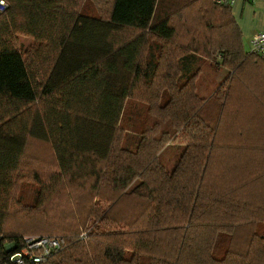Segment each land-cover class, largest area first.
<instances>
[{
    "label": "trees",
    "instance_id": "16d2710c",
    "mask_svg": "<svg viewBox=\"0 0 264 264\" xmlns=\"http://www.w3.org/2000/svg\"><path fill=\"white\" fill-rule=\"evenodd\" d=\"M3 1L0 264L25 233L63 243L24 264H264V59L230 5Z\"/></svg>",
    "mask_w": 264,
    "mask_h": 264
},
{
    "label": "built area",
    "instance_id": "2783aa9c",
    "mask_svg": "<svg viewBox=\"0 0 264 264\" xmlns=\"http://www.w3.org/2000/svg\"><path fill=\"white\" fill-rule=\"evenodd\" d=\"M216 4L230 5L233 0H212ZM254 1V0H245ZM4 1L0 3V12L4 9ZM249 53L264 59V29L252 34L248 41ZM63 243L61 237L27 236L23 237V245L17 251L9 255L8 260L12 264H24L23 257L31 263L39 262L43 257L58 249Z\"/></svg>",
    "mask_w": 264,
    "mask_h": 264
},
{
    "label": "crops",
    "instance_id": "0c3cea01",
    "mask_svg": "<svg viewBox=\"0 0 264 264\" xmlns=\"http://www.w3.org/2000/svg\"><path fill=\"white\" fill-rule=\"evenodd\" d=\"M230 12L240 30L244 49L248 50L250 36L264 29V0H233Z\"/></svg>",
    "mask_w": 264,
    "mask_h": 264
},
{
    "label": "rangeland",
    "instance_id": "374dc122",
    "mask_svg": "<svg viewBox=\"0 0 264 264\" xmlns=\"http://www.w3.org/2000/svg\"><path fill=\"white\" fill-rule=\"evenodd\" d=\"M214 75L212 76L211 71L202 69L200 77L198 78V83L200 85L199 95L204 96L207 92L213 87L216 83L218 75L221 73L220 71L216 70L213 71ZM34 146L28 145L27 149L33 148ZM182 148V144L178 143L177 141H172L168 146L164 148V150L160 154V162L164 165L166 170H170L173 166L174 161L176 160L177 156L179 155ZM13 226V222H10ZM30 227L25 225L20 228H16L15 230L19 229H29ZM20 231V230H19ZM27 236H37V233H25L23 237ZM9 247V245H8Z\"/></svg>",
    "mask_w": 264,
    "mask_h": 264
},
{
    "label": "clouds",
    "instance_id": "9594fccd",
    "mask_svg": "<svg viewBox=\"0 0 264 264\" xmlns=\"http://www.w3.org/2000/svg\"><path fill=\"white\" fill-rule=\"evenodd\" d=\"M3 2V0H0V3H2Z\"/></svg>",
    "mask_w": 264,
    "mask_h": 264
}]
</instances>
